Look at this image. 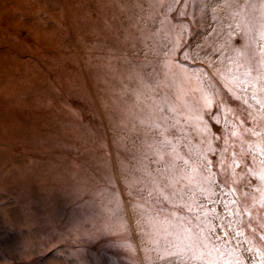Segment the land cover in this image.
I'll return each instance as SVG.
<instances>
[{
  "label": "rangeland",
  "instance_id": "obj_1",
  "mask_svg": "<svg viewBox=\"0 0 264 264\" xmlns=\"http://www.w3.org/2000/svg\"><path fill=\"white\" fill-rule=\"evenodd\" d=\"M261 149L264 0H0V264H208L213 178L259 260Z\"/></svg>",
  "mask_w": 264,
  "mask_h": 264
},
{
  "label": "snow or ice",
  "instance_id": "obj_2",
  "mask_svg": "<svg viewBox=\"0 0 264 264\" xmlns=\"http://www.w3.org/2000/svg\"><path fill=\"white\" fill-rule=\"evenodd\" d=\"M247 103V101H245ZM249 116H251V112L248 113ZM217 125L220 124V121L217 119L215 121ZM243 123V121H242ZM247 131H252L251 129H247ZM235 135V133H233ZM210 151L215 154V151L210 149ZM226 151V149H225ZM261 155L264 156V149H261ZM233 157H235V153H233ZM255 162V157L252 158V161L249 164H244L243 166L238 163L235 159H233V164L235 165V168H241L247 170V174L249 176H254V170L252 167H250L251 163ZM220 167L223 169L224 167V160L221 157L220 161ZM205 168L208 169L209 175L212 177H215V173L212 172V160L205 158ZM228 167H232V165H229ZM235 169H233V176L235 177ZM261 179H264V177H261ZM241 180H244L245 182V188H251L252 187V180L245 179V177H241ZM210 183L215 185L216 188L220 189V192H216L215 189H213L212 195H215L217 197L223 196L224 199H214L211 200L212 205H221L222 206V212L219 216L216 217L217 220H219L218 224H215L213 227H210L208 229L209 233L211 234L209 236H204L201 238L199 233H192L189 232L188 229H184L182 232L183 238L188 241V243L184 246L186 250H193L196 248H203L207 246V241L211 239L213 243L212 251L215 252V257L212 258L211 252L207 253L206 255L209 257L208 264H225L223 258L226 256H230L231 251L238 250L240 254L243 253H252L256 254L257 250L253 247L249 246L251 244V241L247 239V237L244 234L243 227H247L249 229H252L253 232H255V229L252 227V213L248 210L247 207H240L239 202L235 199H227L229 196V192L224 191V186L217 182L215 178L210 180ZM233 183H239V181L235 180ZM237 191L236 188L231 189V194L234 197L235 192ZM257 191H261L262 197H264V191L257 189ZM251 195L250 192L245 191L244 196L248 197ZM206 199H211V197H206ZM253 200H255V197H253ZM261 207H264V199L261 200ZM213 213H215L216 209L215 207H212L210 209ZM193 211L192 208H190L191 212ZM242 215H247L249 217V222L247 225H242L241 220L233 221L232 217H241ZM205 216H207V211L205 212ZM197 220H200L199 214L196 216ZM260 228H264V223L260 224ZM260 240L264 241V235L260 236ZM232 245V249L230 251H225V249L228 247V245ZM177 255H182V253H177ZM248 264H264V256L260 257L258 260L255 255L249 256L248 258ZM229 264H244L243 260L237 259L234 262H229Z\"/></svg>",
  "mask_w": 264,
  "mask_h": 264
}]
</instances>
